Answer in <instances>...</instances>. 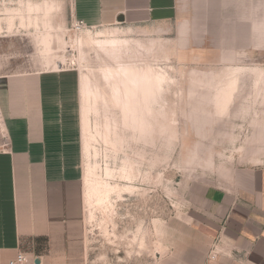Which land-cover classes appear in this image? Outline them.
<instances>
[{
    "label": "rangeland",
    "instance_id": "1",
    "mask_svg": "<svg viewBox=\"0 0 264 264\" xmlns=\"http://www.w3.org/2000/svg\"><path fill=\"white\" fill-rule=\"evenodd\" d=\"M29 3L57 9L48 26L43 17L38 28H22L17 20L9 33L3 23L0 75L61 67L81 74L95 88L104 84L103 70L112 66L131 65L165 77L160 95L143 98L135 107L136 121L120 106L84 101V107L91 108L94 139L82 167L80 254L68 258V264L215 260L222 244L210 234L203 212L192 205V189L238 166L264 170V48L208 50L200 62L178 63L170 60L168 47L158 37L122 26L79 28L71 0H0V16L5 19L8 10L24 9ZM86 37L117 38L123 46L105 55L96 46L86 47ZM231 83L235 94L226 112L218 107L217 97ZM4 141L0 121V147ZM97 185L123 191H114L109 202L100 203L91 194Z\"/></svg>",
    "mask_w": 264,
    "mask_h": 264
},
{
    "label": "crops",
    "instance_id": "2",
    "mask_svg": "<svg viewBox=\"0 0 264 264\" xmlns=\"http://www.w3.org/2000/svg\"><path fill=\"white\" fill-rule=\"evenodd\" d=\"M56 9L29 3L8 10L0 16V34L4 24L10 33L17 20L22 28H38L43 17L48 26ZM71 9L86 29L122 26L158 37L178 63L200 62L208 50L264 48V0H71ZM60 68L0 75V264L19 253L28 264H68L80 254L82 75ZM192 192V205L222 244L207 264H264V170L218 172L216 181Z\"/></svg>",
    "mask_w": 264,
    "mask_h": 264
},
{
    "label": "bare ground",
    "instance_id": "3",
    "mask_svg": "<svg viewBox=\"0 0 264 264\" xmlns=\"http://www.w3.org/2000/svg\"><path fill=\"white\" fill-rule=\"evenodd\" d=\"M82 39V43L86 47L96 46L97 50L102 53L107 52L108 50L115 53L123 46V42L117 38L108 41H95L93 39H88L87 37ZM107 55L109 56L108 53ZM102 79L104 80V84L101 86L97 85L96 88L90 85V81L87 78L82 79L85 103L86 100L94 99L95 102L102 100L105 103L110 104L111 107L120 106L124 114L129 115L130 119L133 121H136L135 107L139 105V101L143 98L145 99L153 96L157 90H160L165 81V77L162 74L153 75L148 72H141L138 68L131 65L107 67L103 70ZM234 94L235 83H231L218 95L217 104L222 111L227 112L233 101ZM90 115L91 108L85 106L83 113V129L85 135L87 134V138H84V151L87 155L90 154L91 141L94 139L89 128ZM107 174L111 176L113 173L107 170ZM123 178L128 179L129 175L124 172ZM124 190L128 191L130 188L127 187ZM114 191L120 194L123 191V188L119 187L115 190L112 187L106 186L103 189L100 185H97L91 189V194H95L100 203H105L109 202L110 196Z\"/></svg>",
    "mask_w": 264,
    "mask_h": 264
},
{
    "label": "built area",
    "instance_id": "4",
    "mask_svg": "<svg viewBox=\"0 0 264 264\" xmlns=\"http://www.w3.org/2000/svg\"><path fill=\"white\" fill-rule=\"evenodd\" d=\"M79 28H86L83 22H77ZM9 264H28V258L26 255L19 253L15 260L9 262Z\"/></svg>",
    "mask_w": 264,
    "mask_h": 264
},
{
    "label": "water",
    "instance_id": "5",
    "mask_svg": "<svg viewBox=\"0 0 264 264\" xmlns=\"http://www.w3.org/2000/svg\"><path fill=\"white\" fill-rule=\"evenodd\" d=\"M118 21H119L120 23H123V22H124V17H122V16L119 17V18H118ZM37 264H40V262L37 261Z\"/></svg>",
    "mask_w": 264,
    "mask_h": 264
}]
</instances>
